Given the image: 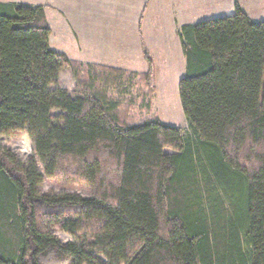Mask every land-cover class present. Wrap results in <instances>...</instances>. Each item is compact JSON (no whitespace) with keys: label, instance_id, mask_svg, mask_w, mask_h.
Returning <instances> with one entry per match:
<instances>
[{"label":"trees","instance_id":"16d2710c","mask_svg":"<svg viewBox=\"0 0 264 264\" xmlns=\"http://www.w3.org/2000/svg\"><path fill=\"white\" fill-rule=\"evenodd\" d=\"M49 36L43 6L0 3V136L33 151L20 166L0 146V264H264V20L179 28L186 129L103 91L148 73L83 66ZM66 68L88 94L58 85ZM57 177L93 195L38 192Z\"/></svg>","mask_w":264,"mask_h":264},{"label":"crops","instance_id":"0c3cea01","mask_svg":"<svg viewBox=\"0 0 264 264\" xmlns=\"http://www.w3.org/2000/svg\"><path fill=\"white\" fill-rule=\"evenodd\" d=\"M261 4L264 0H42L28 5L45 8L51 50L83 66L138 75L149 66L185 64L181 26L229 17L236 8L255 22L248 10L260 11Z\"/></svg>","mask_w":264,"mask_h":264},{"label":"rangeland","instance_id":"374dc122","mask_svg":"<svg viewBox=\"0 0 264 264\" xmlns=\"http://www.w3.org/2000/svg\"><path fill=\"white\" fill-rule=\"evenodd\" d=\"M22 5L40 3L42 0H17ZM253 7V4H246ZM255 22L264 20V5L261 4L260 11L248 10ZM248 15V14H247ZM249 16V15H248ZM247 16V17H248ZM185 64L181 62L176 67H148V80L142 82L138 77L121 79L114 88H105L103 91L112 99L118 100L121 107L128 109L129 116L135 121H143L157 117L160 121L177 128H185V120L178 94V81L184 75ZM139 69V68H135ZM181 69V70H180ZM56 81L58 85L68 91L80 93L89 92L83 85L76 82L74 71L71 68L62 70ZM0 146L15 156L20 166H25L27 160L33 156L32 143L25 131L17 132L10 136H0ZM57 177L42 181L38 192L40 194L52 193H75L81 198H89L93 190L89 186L76 180ZM53 235L63 244L74 242L76 239L62 231H55Z\"/></svg>","mask_w":264,"mask_h":264}]
</instances>
